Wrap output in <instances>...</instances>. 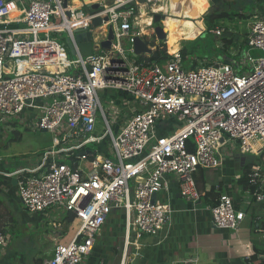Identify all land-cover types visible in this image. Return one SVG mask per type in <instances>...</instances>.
<instances>
[{
    "label": "built area",
    "instance_id": "2783aa9c",
    "mask_svg": "<svg viewBox=\"0 0 264 264\" xmlns=\"http://www.w3.org/2000/svg\"><path fill=\"white\" fill-rule=\"evenodd\" d=\"M159 2L100 0L88 14L82 1L74 7L70 0H0V121L19 118L32 130L59 133L35 167L10 173L18 197L31 213L55 209L79 222L72 238L57 241L41 264H83L109 214L120 209L126 264L129 233L155 236L170 220L166 178L173 176L181 197L195 206L201 198L196 173L220 167L230 141L262 161L246 170L241 208L219 193L209 207L212 227L235 231L250 203L264 202V18H252L246 35L259 55L245 49L237 66L213 59L186 68L180 47L165 48L168 57L161 61L138 60L129 54L133 38L144 33L140 10L144 6L153 20L154 13L164 14L153 8ZM96 17L105 24L100 37L91 23ZM228 22L210 31L222 36L234 30ZM109 26L113 38L106 48ZM59 27L76 58L67 56L66 42L50 36ZM74 29L91 31L90 54H81ZM149 34L155 35L153 28ZM99 90L111 91L106 106ZM162 192L165 200L157 198ZM47 224L56 229L60 220ZM8 240L0 230V254Z\"/></svg>",
    "mask_w": 264,
    "mask_h": 264
},
{
    "label": "crops",
    "instance_id": "0c3cea01",
    "mask_svg": "<svg viewBox=\"0 0 264 264\" xmlns=\"http://www.w3.org/2000/svg\"><path fill=\"white\" fill-rule=\"evenodd\" d=\"M79 2L81 1H77V3ZM70 3L72 5L74 3L73 0H70ZM185 3L186 6H192L189 0H186ZM222 3L227 6L226 9L231 14L228 17L221 18L219 21L228 20V23H233L235 28L224 33H229L231 34L230 37L235 36L237 39L235 40L236 44L228 47L224 53L235 56L236 54H240L242 47L244 48L249 21L255 17L264 18V0H224ZM210 5V0H201L199 7L207 9ZM146 10L142 6L140 15H144L146 19H149ZM241 20H245V28L247 29L245 38H240L239 36V30L243 28L242 26L240 27L242 25V22L240 23ZM202 21H204L203 18ZM149 22L150 19L147 23L141 24V29L144 30L142 38L148 46L153 48L155 44L151 45L150 42L154 38L157 42L160 40L156 34L154 36L149 34L153 25L156 26L155 23L150 26ZM160 24L164 29V22L161 21ZM237 24H239V27H237ZM103 26L105 24L102 23L101 27ZM165 39L166 37L161 40H164L163 42L165 43ZM173 40L176 42L175 39ZM233 47L236 50L234 49L233 51ZM182 48H184L183 45L180 49ZM221 49L223 50V48ZM9 126L10 131H18L15 124H10ZM252 155L251 158H248L240 150L231 151L224 153V159L220 167L200 169L195 175V180L200 190L201 198L195 206H192L181 197L174 177L168 176L166 178L168 186L167 196L170 199L169 202L172 208L170 220L155 236L146 235L137 238V233L131 231L129 233L130 244L126 249V264H170L175 260L189 257H196V264H248L250 261L255 264H264V202L258 203L252 201L246 210V218L235 231L214 229L211 225L209 212V207L217 202V198L221 192L228 193L234 199L235 206L241 208L245 196L244 191L246 190V185L243 182L244 174H246L245 167L248 169L251 165L262 161V157ZM14 156L11 153L0 154V229L9 238L12 235V232L9 230L13 229L15 221L10 214L7 201L9 197H16V202H19L17 179L10 173L24 166L35 167L41 157L32 160V163L27 160L29 163L21 165L14 160H7ZM164 194L162 192L157 195V198L165 200ZM4 197H6V200H4ZM17 203L15 204L17 205ZM115 211L117 210L113 212ZM52 214L49 210L38 213L34 216V220L30 222V226L34 224L36 228L42 227L43 224L48 223L49 219H56L57 216ZM69 215L65 214L59 219L60 226L52 229L53 235L47 237V253L52 251L51 247L57 241L67 242L65 240L70 237V231L72 234L73 228L71 230V226L75 219L73 216L69 220L67 218ZM109 218L110 216L96 237L91 255L83 264H108L114 256L113 254L116 253H119L117 256L119 258L117 261L115 260V264H121L125 240L124 220L123 223H119V227L117 228L115 226V223H117L115 222L116 217L111 216L112 219ZM109 220L112 223L114 222V227L109 223ZM8 247L7 245L0 254V264H19L20 262L13 261L12 255H15V253L9 250ZM98 251L101 252V256L99 257ZM253 256L254 258H252ZM95 257H98V259L96 260ZM44 258L41 256L34 258L33 264H41ZM38 260L41 262H38Z\"/></svg>",
    "mask_w": 264,
    "mask_h": 264
},
{
    "label": "rangeland",
    "instance_id": "374dc122",
    "mask_svg": "<svg viewBox=\"0 0 264 264\" xmlns=\"http://www.w3.org/2000/svg\"><path fill=\"white\" fill-rule=\"evenodd\" d=\"M222 2H224V0H218V7L214 9H218L219 11L223 12L227 11V6L223 5ZM214 9H210L209 12L213 11ZM219 20L220 19H218V22H220ZM203 22L204 21H202V30L195 37L186 38L183 36L179 39H175L178 47H181L183 45L188 52L186 58L188 63H185L186 68L191 67L195 61L197 62L196 64H200L202 62H206L207 60L213 59L224 60L230 62L234 66H237L243 59H245V55L243 53L245 49H249L250 53L254 54L255 56L259 55V53H255V50L250 49V47L246 43H244V48L242 47V51L240 52V54H236L235 56L225 54L221 49L225 48V51H227V47L225 45H222L223 35L215 36L211 31L208 32L206 24ZM241 22L242 25H240V27L242 26L243 28L239 30V36L240 38H245V34L247 31V29L245 28V20H241L240 23ZM154 26L155 25H153V28ZM237 27H239V24H237ZM50 36L57 38V40L61 43L65 42L68 37L66 30L61 27L51 30ZM159 40L160 41L157 42L154 38V40L150 42V44L153 45L154 43L157 47L160 48L163 46L166 48V50H168L166 43L163 42L164 40ZM155 41L157 44L155 43ZM162 43H164V45H162ZM123 47L125 49V52H127L126 49L128 48V45L125 43ZM65 49L69 58H76V55L72 54L69 51L67 43L65 44ZM234 49L236 50V48L233 47V51ZM129 55L132 56V54ZM110 92L111 91L108 90L98 91L101 102L104 106H106V101L111 98ZM8 123L15 124L16 128L20 132V136L18 139H15L14 132L10 131V126L7 125ZM99 131L102 132L101 129ZM53 135L58 136L59 133L32 130L30 128H27L19 118H12L7 122L0 121V154H14V157H10L7 160H14L16 161V163H19L21 165H25L29 162L32 163V160L39 159V157L42 155V152L52 145ZM106 142L107 141H105V143ZM96 146V144H90L89 148H96ZM227 148L230 152L239 150V143L236 141H230L227 144ZM245 155L248 156V158H251V156H253L251 152L245 153ZM27 160H29V162H27ZM4 198V200H6V197ZM16 200V197H9L7 201L10 214L15 221L13 229L9 230L12 232V235L8 240V249L15 253V255H12L13 261H16L17 263L20 262L21 264H33L34 258L39 256L48 257L51 254L52 251L50 253H47L48 244L46 243V241L48 240L47 237H49V235H53L52 228L47 224V222L46 224H43L42 227L39 226L38 228H36L34 224L33 226H30V222L34 220V216H36L38 213L29 212L24 208L20 199L18 203L16 202ZM15 203H17V205ZM54 210L55 209H51L49 211L53 213L52 215L57 216V219H61L66 214ZM109 216V219H112L111 216L116 217L115 222L117 223H115V226L117 228L119 227V223H123L122 209L115 212L112 211ZM52 220L55 219H49V221ZM109 223L112 225V227H114V222L112 223V221L109 220ZM78 225L79 222L75 220L71 226V230L73 228L72 234L77 229ZM72 234L70 231V237L65 241H68L71 238ZM52 248L53 246L51 247V250ZM118 254L119 253L113 254L114 256L108 264H115L117 259L119 258L117 257ZM99 256H101L100 251H98V257ZM98 257H95V259L97 260ZM20 259H22L23 262L20 261Z\"/></svg>",
    "mask_w": 264,
    "mask_h": 264
},
{
    "label": "bare ground",
    "instance_id": "6f19581e",
    "mask_svg": "<svg viewBox=\"0 0 264 264\" xmlns=\"http://www.w3.org/2000/svg\"><path fill=\"white\" fill-rule=\"evenodd\" d=\"M77 1L79 0H73L74 7L80 5V2L77 3ZM185 1L186 0H160L159 3L153 6L155 11L162 10L165 14L163 17L164 31L166 32L165 43L169 52H173L179 48L173 39H179L183 36L192 38L200 33L202 30L201 17L209 9L199 7L201 0H189L192 6H186ZM148 17L150 19V24L152 17L149 14ZM149 19H146L144 15L138 17L140 24L147 23ZM101 24L94 28V31L99 37L102 35V32L105 31V26L101 27Z\"/></svg>",
    "mask_w": 264,
    "mask_h": 264
},
{
    "label": "water",
    "instance_id": "95a60500",
    "mask_svg": "<svg viewBox=\"0 0 264 264\" xmlns=\"http://www.w3.org/2000/svg\"><path fill=\"white\" fill-rule=\"evenodd\" d=\"M83 2V9L86 13H91L92 10L98 9L99 7V1L100 0H80ZM92 1V2H91ZM218 0H210L211 7L202 15V18L205 14L209 12L210 9H214L218 7L217 4ZM165 14L160 13H154L153 15V23L156 24L154 27V32L157 35L159 39H164L166 37V32H164L163 26L160 24V22L163 20ZM92 26H97L101 24L100 17H96L92 19ZM158 24V25H157ZM74 36L76 41L78 42V46L80 49V52L83 56H86L90 54L91 52V31L90 30H82V29H74ZM113 38L112 28L109 26L108 29V37L107 40L103 41V45L106 48H110L111 40ZM67 43V46L72 54H74V51L72 49V45L69 42V38L65 41ZM153 52V48L148 46V44L143 40L141 36H135L133 38V51L132 56L138 57L141 55H150Z\"/></svg>",
    "mask_w": 264,
    "mask_h": 264
},
{
    "label": "trees",
    "instance_id": "16d2710c",
    "mask_svg": "<svg viewBox=\"0 0 264 264\" xmlns=\"http://www.w3.org/2000/svg\"><path fill=\"white\" fill-rule=\"evenodd\" d=\"M230 14L231 13H229V11H224L223 12V11H219L218 9L217 10L214 9L213 11H210L207 14H205L203 16V20H204V23L206 24L207 31L208 32L210 31V29L214 26V24H216L218 22V19L228 17ZM230 35L231 34H229V33H224V35L222 37L223 41L226 42L223 45H225L227 48L231 47L233 44L235 45L236 44L235 40H237L235 36L230 37ZM162 45H164V43H162ZM224 51H225V48H223V52ZM181 53H182V58H183L184 64L188 63L187 60H186L188 52L186 51L185 47L181 49ZM167 57H168V54L165 51V47L162 46L161 48L157 47V49H155L149 56H144V55L142 56L141 55V56H138L136 59L141 60V59L145 58V59H148V60L161 61V60H163V59H165ZM196 63L197 62L195 61L194 64L191 67L195 66ZM112 95L113 96H120V95H123V93H121V92H117V93L112 92ZM13 132H14L15 139H18L19 136H20V132L17 131V130H15ZM67 162H71V158H68ZM71 164H73V166H75V162H71ZM245 169L247 170L246 167H245ZM243 182L247 186L246 174H244ZM67 218L69 220H71L73 218V215L70 214ZM0 230L4 233V231L2 229H0ZM252 258H254V256ZM38 262H41V261L38 260Z\"/></svg>",
    "mask_w": 264,
    "mask_h": 264
}]
</instances>
